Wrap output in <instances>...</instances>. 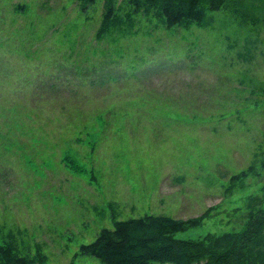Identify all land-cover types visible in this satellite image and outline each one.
<instances>
[{
	"label": "rangeland",
	"instance_id": "obj_1",
	"mask_svg": "<svg viewBox=\"0 0 264 264\" xmlns=\"http://www.w3.org/2000/svg\"><path fill=\"white\" fill-rule=\"evenodd\" d=\"M255 2L168 27L147 0H0V248L101 264L82 246L118 220L241 229L264 203Z\"/></svg>",
	"mask_w": 264,
	"mask_h": 264
},
{
	"label": "trees",
	"instance_id": "obj_2",
	"mask_svg": "<svg viewBox=\"0 0 264 264\" xmlns=\"http://www.w3.org/2000/svg\"><path fill=\"white\" fill-rule=\"evenodd\" d=\"M264 6V0H258ZM159 4L168 27L185 21L202 22L203 0H147ZM212 10L229 9L249 15L257 10L255 0H207ZM109 10L106 21L110 18ZM239 230L202 237H179L177 233L201 223L198 217L175 218L147 214L118 220L113 228H103L96 239L82 249L96 256L101 264H264V203H261ZM4 264H28L26 257L0 248ZM1 264V261H0Z\"/></svg>",
	"mask_w": 264,
	"mask_h": 264
}]
</instances>
